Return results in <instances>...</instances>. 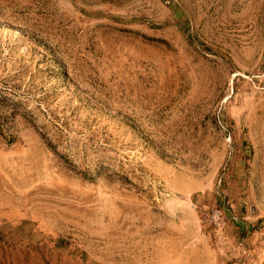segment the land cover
<instances>
[{
  "label": "rangeland",
  "instance_id": "374dc122",
  "mask_svg": "<svg viewBox=\"0 0 264 264\" xmlns=\"http://www.w3.org/2000/svg\"><path fill=\"white\" fill-rule=\"evenodd\" d=\"M0 264H264V0H0Z\"/></svg>",
  "mask_w": 264,
  "mask_h": 264
},
{
  "label": "built area",
  "instance_id": "2783aa9c",
  "mask_svg": "<svg viewBox=\"0 0 264 264\" xmlns=\"http://www.w3.org/2000/svg\"><path fill=\"white\" fill-rule=\"evenodd\" d=\"M205 216V221L212 222L213 224H217L220 221V212L218 210L212 209Z\"/></svg>",
  "mask_w": 264,
  "mask_h": 264
}]
</instances>
